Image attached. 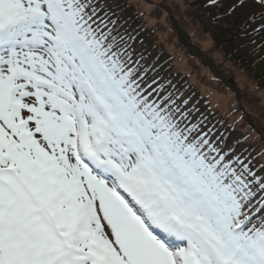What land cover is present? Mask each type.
Returning a JSON list of instances; mask_svg holds the SVG:
<instances>
[{
    "label": "snow or ice",
    "instance_id": "6c2138e0",
    "mask_svg": "<svg viewBox=\"0 0 264 264\" xmlns=\"http://www.w3.org/2000/svg\"><path fill=\"white\" fill-rule=\"evenodd\" d=\"M222 6L264 51V0L203 5ZM112 8L0 0V264H264V151L230 143Z\"/></svg>",
    "mask_w": 264,
    "mask_h": 264
},
{
    "label": "rangeland",
    "instance_id": "374dc122",
    "mask_svg": "<svg viewBox=\"0 0 264 264\" xmlns=\"http://www.w3.org/2000/svg\"><path fill=\"white\" fill-rule=\"evenodd\" d=\"M129 1L143 14L149 31L157 40L153 43L154 50L147 49L148 40L137 43V47L147 49L153 58L159 57L161 74L171 79L184 92L185 98L190 97L201 112L210 113L213 123H221L216 122L218 118L226 121L224 127L233 126L219 128L222 132H230V143L244 136L249 150L258 151L264 147V51L251 55L255 45L251 44L253 38L247 33L241 32L233 40L241 22L227 29L223 36L219 35L220 28L218 32L215 30L216 22L229 23L242 17V13L225 15L223 6L206 9L203 7L206 0ZM108 2L113 5L112 10L120 9L121 12L122 8H115V0ZM228 2L223 0L225 5ZM168 7L175 10L177 19L170 17ZM202 21L208 23L202 26ZM214 37L219 43L213 42ZM183 44L187 45L191 57L187 56ZM240 45L250 47L244 49ZM240 109L246 116L236 120L240 117Z\"/></svg>",
    "mask_w": 264,
    "mask_h": 264
},
{
    "label": "trees",
    "instance_id": "16d2710c",
    "mask_svg": "<svg viewBox=\"0 0 264 264\" xmlns=\"http://www.w3.org/2000/svg\"><path fill=\"white\" fill-rule=\"evenodd\" d=\"M115 2H116V5L118 8L119 7L122 8L121 12H120V9H118L119 13L117 12V15L120 18L123 17L124 20H127L129 22V25H127L126 27L133 26L137 29L135 34L138 35V41H146L145 39H148L150 41V44L152 45L155 42L156 37L153 36L152 33L149 31L150 29L148 28V26L146 25V22L143 19V14H141L139 12V10L135 6H133V4L129 0H115ZM156 9L160 10L159 7H156ZM168 9H169V13L171 14V15L169 14L170 17L177 19L178 14L175 12V10H172L169 7H168ZM169 15L167 14V17H169ZM180 18H181V16H180ZM241 19H242V17L239 16V17L231 20L229 23L226 22L223 24V23H217L216 22L215 26H217V27L215 30L218 32L217 29L220 28L221 32L219 33V35L223 36L224 32L227 29H230L234 26H237L241 22ZM201 23H202V26H205V23L203 21ZM217 39H218L217 37H214L212 39L215 44L219 43ZM182 47L184 49H186V52L188 53V49L184 44L182 45ZM189 55H187V56L191 57V55L190 56Z\"/></svg>",
    "mask_w": 264,
    "mask_h": 264
},
{
    "label": "water",
    "instance_id": "95a60500",
    "mask_svg": "<svg viewBox=\"0 0 264 264\" xmlns=\"http://www.w3.org/2000/svg\"><path fill=\"white\" fill-rule=\"evenodd\" d=\"M188 44H189V42H188Z\"/></svg>",
    "mask_w": 264,
    "mask_h": 264
}]
</instances>
